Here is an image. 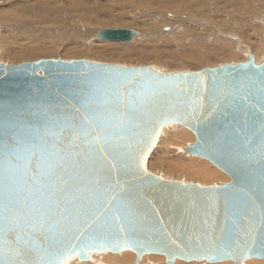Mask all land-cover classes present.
<instances>
[{"label":"water","instance_id":"obj_1","mask_svg":"<svg viewBox=\"0 0 264 264\" xmlns=\"http://www.w3.org/2000/svg\"><path fill=\"white\" fill-rule=\"evenodd\" d=\"M136 35L137 32L131 29H110L101 31L99 40L126 44ZM262 71L264 61L257 65L252 56L247 63L190 73L86 60H41L21 65L0 63V186L8 168L3 150L6 141L16 144L29 133H44L46 129L41 121L46 120L45 113L70 119L75 108L80 107L81 90L96 81L129 73L150 75L165 88L154 98L159 107L153 111L149 104L148 110L137 116L141 135L134 138L131 157H124L109 171L111 166L99 159L102 154L96 153L98 176L123 190L122 195H127L130 190L128 198L132 201L138 243L125 244L121 239L118 246L94 247L73 255L65 252L64 264L74 258L79 262L90 261L92 254L125 251L135 253L136 263L145 255L163 256L166 264H174L176 259L209 264L264 260V212L261 210L264 176L261 166L255 161L247 163L234 158L220 143H228L236 137L238 129L247 130L254 123L258 126L264 119V95L260 92V81L264 79ZM167 124L180 125L191 131L195 143L187 148V152L210 159L229 175L231 181L224 186L203 187L165 180L150 173L147 160ZM55 131L57 129H53ZM70 135V130L62 137L48 133L49 149L68 152ZM72 150L87 152L83 149L82 138ZM23 157L21 151L20 158L12 159V174L22 188L33 186L38 189L34 177L41 178L46 168L37 166L38 155L30 162ZM78 159L81 163L86 162L84 155ZM107 160L112 157L108 156ZM51 163H55V156ZM226 190L231 191L226 193ZM225 195L231 198L227 211L237 221L242 234V246L235 251L234 245L219 247L218 237L226 220ZM245 204L247 211L241 215V205ZM248 212L253 214L249 216ZM40 243L44 244L43 238ZM31 256L37 258L34 252Z\"/></svg>","mask_w":264,"mask_h":264},{"label":"snow or ice","instance_id":"obj_2","mask_svg":"<svg viewBox=\"0 0 264 264\" xmlns=\"http://www.w3.org/2000/svg\"><path fill=\"white\" fill-rule=\"evenodd\" d=\"M260 85L264 95V79ZM164 88L162 82L145 74L101 79L81 90L80 107L70 119L45 113L46 120L41 121L44 133H29L16 144L4 143L8 168L0 186V264H64L65 252L73 255L94 247L118 246L121 239L125 244L138 243L130 190L122 195L123 190L98 176L96 153L111 166L109 171L124 157H131L134 138L141 135L137 116L147 111L149 104L153 111L159 107L154 98ZM67 130L71 132L69 151H51L47 134L62 137ZM81 138L86 153L72 150ZM220 143L234 158L258 163L264 176V119L258 126L254 123L247 130L238 129L228 143ZM21 151L28 162L38 155L37 166L46 168L41 178L34 177L38 189L22 188L12 174L11 161L20 158ZM81 155L85 163L78 159ZM53 156L55 163H51ZM108 156L112 160H107ZM230 204V196L225 195L226 220L218 239L221 249L234 245L235 251L242 246V234L227 211ZM247 208L241 205L240 214ZM261 210L264 212V201ZM33 252L36 259L31 256Z\"/></svg>","mask_w":264,"mask_h":264},{"label":"bare ground","instance_id":"obj_3","mask_svg":"<svg viewBox=\"0 0 264 264\" xmlns=\"http://www.w3.org/2000/svg\"><path fill=\"white\" fill-rule=\"evenodd\" d=\"M63 1H65V0H63ZM89 1L94 2L96 0H87L85 3H83V0H81L80 2L77 3L76 6H79L78 9H79L80 17L89 16L90 13L92 12V15H94V16L96 15V18H97L99 15L98 14L99 12H101V11L105 12L106 11L105 8L100 7L98 12H96V13L93 12L97 6L94 7L93 3H90ZM108 1H110V0H108ZM123 1L127 2V0H123ZM123 1H120V4ZM192 1L193 0H178L177 3H179V5H177V10L174 6L170 7L169 8L171 11L170 13L174 12L175 14H178L177 11L182 12V13L184 11H187L185 3L186 2L191 3ZM209 1H217L216 3L218 4V10H219V12H214V14H212L210 16L209 20L211 21V19H213V20L222 19V20H218V21L219 22L222 21L223 24L226 23V24H224V27L222 28L223 32H222V35H220L221 38H215L212 33L207 32L205 36L212 35V38H211L212 43H210V41L208 42L203 37L199 36L198 32L202 28H200L198 26H196V28H195V27L190 26V25L187 28L181 29V32H179L177 30L178 34L175 32L176 34L173 36L172 39H171L170 34H161L160 35V36L164 35L166 38L165 41L169 42V44L172 42V46L169 45V47L172 50H176V52L174 51L175 56L181 57L179 61H183V59H186V61L187 60L189 61L191 58H188V57H191V56L196 57L195 60H193V62H195V66H197L196 67L197 69H195V70L193 69L194 71H200L204 68L213 67L214 64H210L209 60L211 58H219V57H221V59H216L219 62L218 65L220 64V62L224 63L225 65H231V64H226V63H231V62H233L232 64L247 63L250 56H252L254 58L255 64L258 65V64L262 63L264 61V1L262 0L263 2L262 1L260 2L258 0H252V2L253 1H255V2L251 3L250 5H247V4H249V2L247 0H209ZM0 2L1 3L3 2L2 5H0V26L3 24H9L10 27H9V25H8V27L11 28V25L15 26V25L19 24L20 26L23 27L24 21L26 22V20H28V18H30L29 17L30 14L35 13V18L39 19V20H36V22L34 23V27L32 26L33 31H35L36 34H38L46 26L45 25L46 23L48 24L50 22V21L47 22V19L50 20L54 16V17H56L55 21L53 19V20H51V22L49 24H54V26L55 25L58 26L60 28V29L58 28L59 32L61 30V34H64V36H65V34L68 33V35H66V36H69V32L67 31L68 29H66V25L69 24L70 22H72L73 19H71L70 16L65 12L64 13L63 12H57L56 13V12L52 11V9L50 7L36 8L35 4H33V2H31V0L30 1L26 0V2H23V0H3V1L0 0ZM199 2L201 3V1H199ZM56 3L61 4V0L56 1ZM102 3H104V2H102ZM117 3H119V2H117ZM159 3H160V1H159ZM112 4L116 5V2L115 3L112 2ZM171 4H172V2H171ZM207 4H208V1H207ZM54 5L55 4H51L50 6H54ZM157 5H155V6H157ZM209 5L211 6L212 4L210 3ZM62 6L66 10L64 3L62 4ZM161 6H162V9H163V7L165 9L167 4H162ZM169 6H171V5L169 4ZM58 10H60V8ZM113 10H114V8H113ZM193 13H194V11L192 9L189 12V14H193ZM114 14H116V13H114ZM120 14L121 13H119V15ZM175 14H173V15H175ZM189 14H187L186 17L182 16L181 18L186 19L189 16ZM129 15H131V14H129ZM163 15H165V14H163ZM183 15H186V14L183 13ZM215 15H218V17H220V18H218V17L216 18ZM120 16H122V15H120ZM132 16H133V14H132ZM157 16L160 17L159 14H157ZM199 16L200 15H198L197 17L200 18ZM202 17H204V16L202 15ZM235 17H236V19L238 18L237 21H236ZM181 18L179 20H181ZM254 18H256V19L253 22L252 19H254ZM97 19H95V20H97ZM135 19H137V18H135ZM195 19H197V18H195ZM192 20H193V18H192ZM206 20H208V19H206ZM223 20L225 22H223ZM29 21H30V19H29ZM83 21H84V19H83ZM196 21H197L196 24H199L198 20H196ZM174 22H175V20H174ZM180 22H178V23H180ZM137 23L136 22H134V23L129 22L128 24L118 23L119 25H117V24L116 25H106L109 27L103 28V29H97V30L91 29L90 32H88V33H87V30H84L82 28L85 34H81V36L78 40L73 39V38H71V40L75 41V42H79V43H82L84 41L91 42L90 41L91 39H93V40L99 39V34L101 31L110 30V29H128L129 28V29H132L133 31L138 30V31H144L145 32V28L143 26H141L142 24H140L139 22H137ZM182 23H183V20H182ZM212 24H213V22H212ZM161 25H163L162 28L172 27V29H174L176 26L173 24H168L166 22L165 23H159V24L156 23L154 28H152V30L155 28H158V27L160 28ZM191 25H192V23H191ZM178 26L179 25H177L176 28ZM182 26H183V24H182ZM145 27H147V26H145ZM14 28H16V27H14ZM91 28H94V27H91ZM172 29L169 33L173 32ZM79 30L81 31V29H79ZM147 30H149V32H150L151 31L150 27ZM156 30L157 29H155V31ZM174 30L176 31V29H174ZM138 31H137L136 37L134 38L135 41H133L134 40L133 39L131 41L133 44H131V45L135 47V45L139 44L141 47H135L136 50L140 49L142 52H144V48L142 46L144 44L148 43L147 39H149V38H144L145 34H144V36H142L141 35L142 32L138 33ZM30 34L31 33H28V34L24 33V35L26 37L35 36V35H30ZM54 34H55V32H54ZM52 35H53V33H52ZM243 35H247V36L249 35V37L251 39L246 40V39H244L245 37L243 38ZM36 36H39V35H36ZM53 36H55V35H53ZM0 38H1V35H0ZM165 38H162V39L164 40ZM151 39H150V41H151ZM170 39L172 41H169ZM98 41H100V43H104L102 41H105V40H98ZM98 41H97V43H98ZM107 42H109V41H107ZM110 43H112V42H110ZM165 44H166V42H165ZM234 44H235V46H234ZM184 45H187L189 47H184ZM10 46H11L10 44H5L3 42V40H0V51L2 49V50H4L5 54L10 53L13 56H15L16 58L21 56L20 52L18 50H16L15 48H12V49L10 48L11 51L8 50V48ZM23 47H25V46H23ZM107 48H110V47H106V49ZM113 48H116L115 51L123 49L122 47H118V46H113ZM184 48H185V51L182 53ZM211 48L213 49V53L210 54L209 50ZM40 50H42V49H36V50H32L31 52H27V56H34V55L38 54L39 52H37V51H40ZM188 50H189V52H188ZM84 51H86L87 54H89L91 56H95V57H99V58L106 57L109 55V52H107L106 54H104L101 57L103 52L97 53V52L92 51L91 49H84ZM130 52H131V50H130ZM145 52H146V50H145ZM2 55L0 54V61L5 60L4 59L5 55H4V57ZM78 55H82V54H78ZM118 56H120V55H118ZM175 56L173 58H175ZM131 59H130V61H131ZM224 59H226V60H224ZM90 60H92V59H90ZM97 60H99V59H97ZM117 60H119V57ZM223 61H225V62H223ZM226 61H229V62H226ZM24 62H26V61H24ZM135 62L136 61H134V63ZM137 62L135 64L137 66H138V64H147V65L149 64V63H137ZM234 62H236V63H234ZM124 63L125 62H123V64ZM131 63H129V64L131 65ZM175 63L177 66L178 62H175ZM186 63L188 64V62H186ZM22 64H24V63H22ZM150 64H152V63H150ZM224 64H222V65H224ZM174 65H172V66L174 67ZM179 65H182V63H180ZM153 66H155V65L153 64ZM195 66L193 65V67H192V64H191L192 68H194ZM183 67L185 68V66H183ZM179 68H182V67L179 66ZM160 69L164 70L163 68H160ZM193 70L192 71L190 70V71L193 72ZM164 71H168V70L165 69ZM175 72L179 73L177 71H175ZM185 73H188V72H185ZM194 142H195V139L192 137V135L188 132V129H186L185 127L180 126V125H174V124L165 125V127L163 128V130L160 133V136L158 138V142H157L155 148L153 149L152 153L150 154V156L147 160V170L150 173L152 172V174H157V175L163 176V178L169 179L170 181H181V182L184 181L185 184H189V183L193 184L194 183V184H199L203 187L224 186L225 184L229 183L231 181L229 175L226 174L222 169H220L216 164H214L210 159L203 158V157L196 156V155H190L187 152V148L192 147L194 145ZM222 173H224L227 176H224ZM104 255H108V256H104ZM135 256H136L135 253H132L129 251L121 252L118 254H112V253L92 254L90 256V259H91L90 261L79 262L77 258H74V259L67 261L66 264H166L165 257H163V256L145 255L142 257V259L139 263H136L137 257H135ZM196 263H198V262L187 263V262L179 261L178 259H176L174 262V264H196ZM200 264H202V262ZM214 264H221V263H214ZM222 264H233V263H231V262H225L224 263L223 262ZM244 264H264V260L258 261L255 259H251V260H246L244 262Z\"/></svg>","mask_w":264,"mask_h":264},{"label":"rangeland","instance_id":"obj_4","mask_svg":"<svg viewBox=\"0 0 264 264\" xmlns=\"http://www.w3.org/2000/svg\"><path fill=\"white\" fill-rule=\"evenodd\" d=\"M1 1H3V0H1ZM56 1H58V0H31V2H33V4H35L36 8H39V7H42V8L50 7L52 9V11H54L56 13L57 12H63V13L65 12V13H67L70 16V18L73 19L72 22H70L69 24L66 25V29H68L67 31L69 32V36H66V35H68V33L65 34V36H64V34H61V30L59 32V29L60 28L58 26H56V25L54 26V24H49L51 22V20L54 19V21H55V18L56 17H54V16L50 20L47 19V22H49V21L50 22L48 24L46 23L45 24L46 26L38 34H36V32L33 31L34 23L36 22V20H39V19L35 18V13L30 14V16H29L30 18H28V20H26V22L24 21L23 24L25 26L23 25V27L18 24V25H15V26L11 25V28H9L10 27L9 24H3V25L0 26V35H1V38H2V39L0 38V40H3V42L5 44H10L11 45L8 48V50H10V48L11 49L12 48H15L16 50H18L20 52L21 56H19V57L16 58L15 56H13L10 53L5 54L4 50L1 49L0 54L1 55L3 54L2 55L3 57L5 55V57H4L5 60L3 59L4 61H0V63L7 64V65H20L22 63H34V62H38V61H41V60H59L60 59V60L66 61V62H70V61H73V60L79 61V59H80V60H86V61H91V62L125 65V66L130 67V66H137L135 64L139 60L140 62L138 61L137 63H149V64L148 65L147 64H138V66H152V67H154V68H156V69H158L160 71H163V72H175V71H177L179 73H185V72H188L189 73L193 69L194 70L197 69L196 68L197 66H195V62H193V60H195L196 57H194V56L193 57L192 56L191 57H188V58H191L192 59V60L190 59L191 61L189 60L191 63L188 60L186 61V59H183V61H179L181 57H179V56L176 57L175 56L176 50H172L169 47V45L172 46V42L169 44V42L165 41L166 40L165 36L162 35L163 36L162 37L160 35L161 34H170L171 39H172L173 36L178 31L181 32V29L187 28L189 25L190 26H193L195 28H196V26H198V27L202 28L198 32L199 33V36L200 37H203L206 41H208V42L210 41V43H212V40H211L212 35L205 36L206 33L207 32H210V33L213 34V36L215 38H221L220 35H222V32H223L222 28L224 27V24H226V23L223 24L222 21L221 22L218 21V20H222V19H218V20L211 19V21L209 20L210 19V16L212 14H214V12H219V10H218V4L216 3L217 1L199 0V1H201V3H200L198 0H193L191 3L186 2L185 5H186L187 11H184L183 12L186 15H183L182 12H178V11H177L178 14H175L174 12H172L175 15H173L172 13H170L171 12L170 9H169L170 7H173L174 6L176 8V10H177V5H179V3H177L178 0H127L128 3L126 1H123V0H110V1H108V0H96L94 2L89 1L90 3H93L94 7L97 6L95 8V10L93 11L95 13L98 12V10L100 9V7L105 8V10H106L105 12L104 11H101V12L98 13L99 15H98L97 18L99 20L96 18V15L95 16L92 15V12L90 13L89 16L80 17L79 9H78L79 6H76V5L81 0H65V1L61 0V4L56 3ZM86 1L87 0H83V3H85ZM120 1H123V2H121V4H120ZM159 1H160V3H159ZM207 1H208V4H207ZM247 1L249 2V4H247L248 3ZM247 1H246L247 2L246 3L247 5H250L251 3L255 2V1L252 2V0H247ZM258 1L261 2L262 0H258ZM23 2H26V0H23ZM102 2H104V3H102ZM112 2L113 3L116 2V5L112 4ZM117 2H119V3H117ZM171 2H172V4H171ZM2 3L0 5H2ZM63 3H64V6H65L66 10L62 6ZM210 3L212 4L211 6L209 5ZM51 4H55V5L54 6H50ZM162 4H167V6L165 7V9H164V7L162 9V6H161ZM169 4L171 6H169ZM155 5H157V6H155ZM57 8L58 9L60 8V10H58ZM113 8H114V10H113ZM192 9H193L194 13L193 14H189V12ZM114 13H116V14H114ZM119 13H121L120 15H122V16H120ZM156 13L159 14L160 17L157 16ZM129 14H131V15H129ZM132 14H133V16H132ZM163 14H165V15H163ZM187 14H189V16H188L189 18L188 17L186 19L181 18L182 16L183 17H186ZM198 15H200L199 16L200 18L197 17ZM202 15L204 17H202ZM215 16H216V18L218 17V15H215ZM135 18H137V19H135ZM180 18H181V20H179ZM192 18H193V20H192ZM195 18H197V19H195ZM218 18H220V17H218ZM29 19H30V21H29ZM83 19H84V21H83ZM95 19H97V20H95ZM206 19H208V20H206ZM235 19H236V17H235ZM255 19L256 18L252 19V21L254 22ZM174 20H175V22H174ZM182 20H183V23H182ZM196 20H198V23L200 25L199 24H196L197 23ZM237 20H238V18L236 19V21ZM129 22L130 23H134V22L137 23V22H139L140 24H142L141 26H143L145 28V32L144 31H138V30H136V32L138 31V33L142 32L143 33V34L141 33L142 36H144V34H145V37L144 38H149V39H147V42L148 43H146V44H144L142 46L144 48V52H142L140 49L139 50H136L135 47H141V46L138 44V45H135V47H134V46L131 45V44H133L132 42L127 43V44H115V43H110V42H107V41H102L104 43H100V41H98L99 39H95V40L91 39L90 40L91 42L84 41L82 43H79V42H75V41H72L71 40V38L78 40L80 38L81 34H85L84 31H83V29L84 30H87V33H88V32H90L91 29H96V30L97 29H103V28H108L109 27V26H106V25H116V24L119 25L118 23H120V24H128ZM165 22L168 23V24H173V25H176V26L179 25V26L177 28L175 26L174 29H176V31L174 29H172V27L162 28L163 25H161L160 28L159 27L158 28H155V29H157L156 31H155V29H153L154 31L152 30V28H154V26H155L156 23L159 24V23H165ZM178 22H180V23H178ZM212 22H213V24H212ZM223 22H225V21L223 20ZM191 23H192V25H191ZM182 24H183V26H182ZM8 25H9V27H8ZM145 26H147V27H145ZM14 27H16V28H14ZM91 27H94V28H91ZM149 27L151 29L150 32H149V30H147ZM79 29H81V31ZM171 29H172L173 32L169 33L171 31ZM54 32H55V34H54ZM24 33L25 34L31 33L30 35H35V36L26 37L24 35ZM52 33L55 36H53ZM36 35H39V36H36ZM162 38H165V39L163 40ZM243 38L246 39V40H250L251 39L249 37V35L248 36L247 35H243ZM150 39H151V41H150ZM171 39L169 41H172ZM97 41H98V43H97ZM133 41H135V39ZM164 41L166 42V44H165ZM23 46H25V47H23ZM113 46L122 47L123 49L122 50H116L115 51L116 48H113ZM234 46H235V44H234ZM106 47H110V48H107L106 49ZM184 47H189V46L184 45ZM36 49H42V50L37 51L39 53L36 54V55H34V56H27V52H31L32 50H36ZM84 49H91L92 51L97 52V53L103 52L102 55H101V57L104 54H106L107 52H109V55L106 56V57L99 58V57H95V56H91V55L87 54V52L84 51ZM130 50H131V52H130ZM145 50H146V52H145ZM184 51H185V48L182 51V53ZM188 52H189V50H188ZM209 53L210 54L213 53V49L212 48L209 50ZM78 54H82V55H78ZM118 55H120V56H118ZM174 56H175V58H173ZM118 57H119V60H117ZM90 59H92L93 61L90 60ZM97 59H99V60H97ZM130 59H131V61H130ZM216 59H221V57H219V58H211L209 60V63L210 64H214V66L213 67H208V68H217L219 66H222V64H224V63H221L220 62V64L218 65L219 62ZM224 60H226V59H224ZM24 61H26V62H24ZM122 61L125 62V63L123 64ZM127 61L128 62L130 61L129 63L132 62L131 65ZM134 61H136V62L134 63ZM175 62H178L177 63V66H176V63ZM186 62H188V64ZM223 62H225V61H223ZM226 62H229V61H226ZM150 63H152V64H150ZM180 63H182V65H179ZM232 63L233 62L226 63V64H232ZM234 63H236V62H234ZM153 64L155 66H153ZM191 64H192V67H193V65L195 67L192 68L191 67ZM172 65H174V67ZM179 66H181L182 68H179ZM183 66H185V68ZM160 68H163L164 70L166 69L168 71L161 70ZM204 69H206V68H204ZM204 69H202V70H204ZM194 70H193V72H199V71H194ZM202 70H200V71H202ZM188 132L195 139V136L193 135V133L191 131H189V130H188ZM222 174L224 176H227L224 173H222ZM154 175L160 176V175H157V174H154ZM160 177L163 178V176H160ZM164 179L165 180H169V179H166V178H164ZM178 182H181V181H178ZM182 182L185 183L184 181H182ZM104 256H108V255H104ZM151 256H156V255H151ZM200 263L198 262L196 264H200ZM202 264H209V263L202 262Z\"/></svg>","mask_w":264,"mask_h":264}]
</instances>
